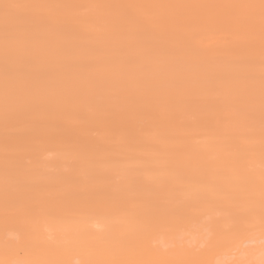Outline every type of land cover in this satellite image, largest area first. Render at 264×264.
Returning <instances> with one entry per match:
<instances>
[{
	"label": "bare ground",
	"instance_id": "bare-ground-1",
	"mask_svg": "<svg viewBox=\"0 0 264 264\" xmlns=\"http://www.w3.org/2000/svg\"><path fill=\"white\" fill-rule=\"evenodd\" d=\"M12 1L17 0L0 4V55L3 59L0 73V136L5 134V139L0 138V172H11L25 165L27 178H36L42 173L44 179L37 186L46 183L50 188L45 193L55 191V179L46 169L48 166L68 165L70 152L60 140L74 134L75 129H61L60 120L54 117L33 118V134L21 132L10 136L7 129L25 128L36 111V102L45 98L43 101L46 102L40 110L49 112L56 100L72 99L76 103L75 111L69 110L61 117L64 121L81 118L84 113L78 109L84 106L83 98L87 96L93 108L92 120L86 127L95 125L96 128L93 135L86 137L84 144L78 148L79 157L86 159L85 171L98 183L106 178L101 171L104 163L92 156L95 154L90 142L110 133V149L102 157L108 158L111 153H116L120 160L117 173L130 175V191L120 194L113 202L96 205L94 202L98 194L94 188L87 186L83 193L74 196L73 201L70 200L72 197L66 196L59 201L32 206L27 202L44 197L35 188L3 189L9 200L3 208L4 221L8 220V223L0 220V264H48L52 255L46 248L48 240L34 230L40 226L65 228L71 223L80 228L77 239L78 245H82V255L62 254L55 264H117L112 259L114 255L121 256L119 264H163L161 246H152V240L166 242L176 237L200 238L206 234L222 236L223 225L227 222L232 224L229 231L233 232L242 225L258 227L263 230L258 239H264V172L260 170L253 177L246 174L256 172L258 158H264V47L255 50L258 44L255 43L254 47L249 37L242 43L243 49L236 53L224 40L204 50L194 46L203 32L208 34L209 28H212L210 24L230 25L234 20L247 26L264 24V0H230L229 4H221L225 0H147L150 5L138 12L143 22L133 25L128 23V19H122L117 27L109 24L103 29L100 34L119 38L138 35L150 44L152 58L143 67V80L154 87L153 92L150 98L143 97L132 105V129L127 135L120 132V119L115 113L126 103L109 101L108 92L102 93L104 101L99 102L92 97V93L106 88L109 75L130 78L136 71L140 72L139 63L134 61L130 64L136 70L122 66L118 57L111 58L108 63L98 62L94 72L90 73L93 80L91 86L86 69L75 70L69 61L63 59L64 54L77 47V43L73 42L65 52L57 50L56 40L66 28L60 27L55 31L25 30L21 23L17 24L19 20L15 17L20 8L36 12L33 5L44 4L47 10L52 11L64 8L68 0H26L25 4L16 6H12ZM112 4L117 13L127 8L121 0H113ZM96 5L93 10L100 11L110 4ZM198 6L209 11V15L197 14ZM137 7L138 4L131 6L135 10ZM176 12L183 20L181 25H176L178 43L171 50L163 43L162 27L152 28L146 24L155 16ZM40 17L36 15L30 20ZM211 17L212 23H207ZM111 19L112 15L107 22L111 23ZM74 21L85 25L88 16H77ZM241 53L254 54V59H258L259 69L255 70L258 80L254 87L249 84L247 63L241 65L234 60ZM20 58L24 59V66L15 71V65L21 64ZM39 62L46 63L44 80L53 86V94L41 89L44 85L39 74H31ZM196 64L198 68H195ZM210 76H215L213 83L233 92L237 102L253 104L252 108L236 111L237 115L232 118L239 125H219L216 117L224 121L227 118L223 119L218 114L221 101H209L206 97L203 84L209 81ZM181 86L186 87L184 96L187 97L181 104L189 108L190 115L188 118L173 117L171 124L163 125L157 113L161 106L172 103L174 97L179 96L175 93ZM202 112L209 120L196 122L194 116ZM183 119L186 121H180ZM173 129H177L174 134L167 133ZM224 137L230 138L229 143H223ZM41 139L50 142L45 146L36 145L35 142L43 141ZM241 141H245L246 145L239 147ZM5 142L11 145L15 156L26 158L27 163L9 164L2 156ZM164 184L173 192L164 196L165 207L160 208L158 201L164 193ZM180 184L183 190H175ZM228 187L230 190L227 191ZM182 192L192 206L179 218L175 212L184 203ZM17 201L20 207L6 212ZM164 213L172 216L171 220L161 219ZM217 213L221 215H215ZM23 218L30 221L27 227L22 225ZM113 223H118L117 230L110 229ZM24 230L33 232L24 235ZM235 237H239L238 233L230 235L229 239L234 240ZM105 239L108 240L107 246L104 245ZM71 248L69 246L65 250ZM185 261V256H177L173 264Z\"/></svg>",
	"mask_w": 264,
	"mask_h": 264
},
{
	"label": "rangeland",
	"instance_id": "rangeland-1",
	"mask_svg": "<svg viewBox=\"0 0 264 264\" xmlns=\"http://www.w3.org/2000/svg\"><path fill=\"white\" fill-rule=\"evenodd\" d=\"M59 1V0H58ZM126 4L127 8L122 13H117V8L112 4L113 0H68L64 8L58 10H47L48 8L44 4L33 5L36 12H31L28 8H20L18 12L15 13L17 22L23 25V28L30 30L46 29L49 31H55L57 28H66L65 31L58 36L56 40L57 50L60 49L61 52H65L69 46H72L73 42L77 43V47L69 51L67 54H64L63 59L71 65L73 69L81 70L86 69L89 72V84L92 86L93 80L90 79V73L94 72L95 65L98 62L108 63L111 58L116 59L117 57L121 59L120 63L122 66H129V68H137L131 66L130 64L134 61H137L140 66V72H137L134 75H130V78L125 75H109L107 80L106 88L101 90H95L92 94V97H95L97 100L104 101L103 94L108 92L109 101H120L125 102L126 105L119 107L116 115L120 119L118 124L121 129V133L127 135L132 129L131 115L132 105H135L138 100L143 97L150 98V94L153 92V88L150 85L145 84L143 76L145 71L143 67L148 64L152 58V53L150 52V44L144 41L141 36L132 35L124 38H119L116 35H104L100 32L107 28L109 24L117 25L122 19H128V23L133 25L143 22L141 21L142 16H138V12L145 10L150 4L147 0H121ZM26 0H17L12 1V6L25 4ZM230 0H225L221 4H229ZM7 0H0V4H6ZM96 4H110L107 5L104 9L97 11L93 10ZM132 4H138L137 9H132ZM64 5V4H63ZM198 6L196 13L199 15H209V11ZM46 13L47 15H45ZM40 15L41 17L36 20H30L33 16ZM86 15L88 16L87 24H78L74 21V18L77 16ZM112 15L111 23L107 22L109 16ZM34 19V18H33ZM182 20L180 18V13L176 12L173 15L167 16H155L153 17L147 26L156 28L158 26L162 27V33L166 48L173 50L177 47L178 37L176 36V25H181ZM207 23H212V17L207 20ZM4 24V22H3ZM212 28H209L208 34L204 35V32L199 40H195V48L198 50H204L218 44L221 40H224L229 44V49L236 53L240 49H243L242 43H245L247 37H249L254 44H258L255 50L264 47V24H255L252 23L247 26L246 23L242 21L234 20L231 24H210ZM72 37H79L78 39H72ZM71 38V39H70ZM234 55V54H233ZM9 60V59H8ZM237 64L247 63L249 73V84L254 87L258 78L255 74V70H258L257 60L254 59V54L241 53L235 56L234 58ZM3 59L0 55V73L2 70ZM19 61L21 64H16L14 70L20 69L21 66H24V59L20 58ZM7 63V61H6ZM199 65L196 64L195 68H198ZM46 63L39 62L34 70L31 71L32 75L39 74V77L43 80L42 90L44 88L45 93L53 94V86L49 85V82L44 80V72L46 71ZM48 70V69H47ZM210 78V79H209ZM205 86V94L209 101L220 100V105H218V114L223 119L227 118L225 121L216 117L219 125L223 126L224 124L231 123L232 125H239L240 123L233 119L237 115V110L242 108L243 110L253 107L251 102H237L236 96L233 92H230L224 88L219 87L213 80L215 76H210ZM232 80H235L236 77H231ZM71 87H74L71 85ZM77 88L83 89V87L78 86ZM185 86H181L177 89L175 95L178 93L179 96H175L172 103L170 102L167 105L160 107V112L158 111V117L162 119L161 122L163 125L171 124L173 117L175 118H188L190 115L189 108L183 107L181 102L187 98L184 96L186 91ZM78 90V89H76ZM101 91V93H100ZM74 92V91H73ZM72 92V93H73ZM43 100H46L43 99ZM36 102L34 108L36 111L30 117V121L25 128H13L7 129L10 136L12 134L16 135L21 132L33 134L35 132V125L31 122L33 118H58L60 122L61 129L69 130L75 129V133L65 137L60 140L61 144L67 148L70 152L68 165L62 164L61 166H48L46 172L50 173L51 178L55 179V184L53 188L55 191L51 193H45L50 187L46 183L42 186H37L43 181L42 173L37 174L36 178H27L26 176V166H18L15 170L11 172H0V220H5V215L3 212L4 205L8 202V195L3 189L18 190L19 188H35L38 192L42 193L44 197L38 201L30 200L27 202L28 205L36 206L43 205L53 201H59L58 199H63L66 196L72 197L71 201L74 200V196L79 193H83L87 186L94 188L98 194L97 200L94 202L96 205L102 203H110L115 201L116 198L122 193H129L130 187L128 185L130 175L123 174L118 175L117 165L120 163V160L115 156L116 153H111L108 158L102 157V154L105 151L110 149V143L112 135L106 133L96 140L93 138L90 142L91 146L94 147L93 153L91 155L100 162L104 163L101 171L103 176L106 178L103 181L98 183V180L94 179L92 175L85 171L86 159L82 160L79 156L80 152L78 148L81 147L85 138L93 135L94 126L87 128L86 126L91 122V109L93 105L91 99L87 96H84L83 100L85 101L84 106L79 108L84 115L81 118L74 119L72 121H64L61 117L62 114H65L70 111H75V101L70 99H58L54 104L50 106L49 112L40 110V107L44 105L46 101ZM146 102H152V100H146ZM132 103V104H131ZM97 107V106H96ZM98 108V107H97ZM108 109V108H106ZM77 110V111H78ZM177 116V117H176ZM196 117V122L203 121L207 122L209 119L205 117L202 113L194 116ZM192 117V118H194ZM185 122L186 119L180 120ZM60 129V128H59ZM177 129L168 131V134H174ZM239 130V128H236ZM163 134V132H160ZM3 140L5 139V134L0 136ZM43 140V139H41ZM223 143H229L230 138L224 137ZM50 140H43L40 142H35L36 145L45 146L49 143ZM246 145L245 141H241L239 147ZM2 156L5 157L9 164L20 165L23 162L27 163V159L24 157H17L14 155L12 147L9 143L5 142L2 146ZM51 156V155H49ZM26 159V160H25ZM74 161V162H73ZM224 167H227L226 165ZM70 169V171L68 170ZM257 171L247 172V176L253 177L258 171L264 172V158L259 157L257 164L255 166ZM63 173V174H62ZM55 174V175H53ZM88 174V175H87ZM264 186V184H263ZM164 193L158 201V206L160 208L165 207V198L164 196L170 195L173 190H171L167 184L163 186ZM183 185L180 184L175 190L182 191ZM230 190V187L227 188V191ZM183 194V204L181 208L177 209L175 212L176 215L181 218L182 213L185 210H188L192 205L191 202H188V198ZM15 206L9 208L6 212H11L19 208V202L17 201ZM19 206V207H18ZM213 209V208H212ZM93 214V213H92ZM38 215V214H36ZM215 215H221L219 213ZM211 216V215H210ZM172 217V216H171ZM169 214L164 213L160 216L161 219H167V222L171 220ZM28 218H23L22 225L27 227L29 224ZM3 223H8L4 221ZM41 225V223L39 224ZM118 223H113L110 227L111 230H117ZM232 228V224L227 222L225 226L223 225L224 235L214 236L211 234H206L200 238L194 237H176L174 240L162 241L161 239H156L151 241L152 246H161L162 254L160 256L163 264H173L177 256H185L187 261L182 264H264V239L260 238V235L263 233L262 229L258 227L242 225L237 231H229ZM79 227H76L75 224L71 223L65 228H55L48 226H40V228L34 230L36 232H41L46 239L48 240L47 249L52 252V255L48 261V264H55L56 259L59 258L62 254H71L72 256L78 257L82 255V245L79 244ZM32 230H24V235L31 234ZM238 233L239 237H235L234 240H230V235ZM147 238H150L149 235H146ZM243 240V242H242ZM245 240V241H244ZM74 243V244H73ZM108 244V240L105 239L104 245ZM69 246H72L71 250H65ZM21 254V252H20ZM120 255H114L112 259L117 264L120 263ZM85 260V259H83ZM87 264V262H83Z\"/></svg>",
	"mask_w": 264,
	"mask_h": 264
}]
</instances>
